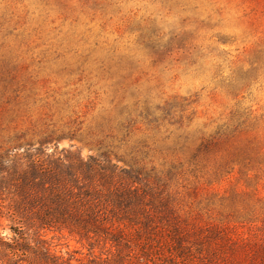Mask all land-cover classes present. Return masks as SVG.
Listing matches in <instances>:
<instances>
[{"label":"rangeland","instance_id":"374dc122","mask_svg":"<svg viewBox=\"0 0 264 264\" xmlns=\"http://www.w3.org/2000/svg\"><path fill=\"white\" fill-rule=\"evenodd\" d=\"M15 146L109 152L181 218L262 237L264 0H0V154ZM41 233L73 264L106 256ZM0 235L17 238L5 218Z\"/></svg>","mask_w":264,"mask_h":264},{"label":"trees","instance_id":"16d2710c","mask_svg":"<svg viewBox=\"0 0 264 264\" xmlns=\"http://www.w3.org/2000/svg\"><path fill=\"white\" fill-rule=\"evenodd\" d=\"M36 150L0 154V218L17 236L0 235V264H73L51 251L45 229L107 250L84 264H264V235L181 218L167 185L141 167L105 151Z\"/></svg>","mask_w":264,"mask_h":264}]
</instances>
